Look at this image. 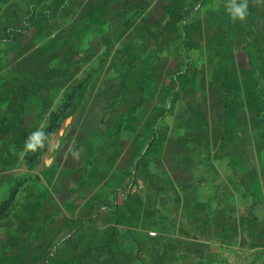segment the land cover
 Masks as SVG:
<instances>
[{"label": "rangeland", "instance_id": "obj_1", "mask_svg": "<svg viewBox=\"0 0 264 264\" xmlns=\"http://www.w3.org/2000/svg\"><path fill=\"white\" fill-rule=\"evenodd\" d=\"M228 3L0 0V264H264V0Z\"/></svg>", "mask_w": 264, "mask_h": 264}, {"label": "crops", "instance_id": "obj_2", "mask_svg": "<svg viewBox=\"0 0 264 264\" xmlns=\"http://www.w3.org/2000/svg\"><path fill=\"white\" fill-rule=\"evenodd\" d=\"M261 12L264 13V9H263V6L261 8ZM252 13L253 11L252 10H248V14L249 15V18L251 19L252 18ZM260 21H261V24H264V16H261L260 18ZM246 20V19H245ZM256 20H258V18L256 17L255 18V23H256ZM252 21V19H251ZM251 21L250 23H248L247 21H245L246 23L245 24H251ZM233 24V23H231ZM235 24V22H234ZM261 76L262 78L264 77V68H261ZM244 86H242L243 88ZM238 87H235L233 88V92L235 93H239L240 91H242L244 89L245 92L247 93H253L255 95V101H257L258 104H261L260 106L262 107L260 111H257L255 114H252L251 117L257 119V128L254 130H252L251 132V135L248 133H246L248 136V139L249 140H256V141H264V84H261L259 86H254V87H250V86H245L243 89H237ZM245 133V132H244Z\"/></svg>", "mask_w": 264, "mask_h": 264}, {"label": "clouds", "instance_id": "obj_3", "mask_svg": "<svg viewBox=\"0 0 264 264\" xmlns=\"http://www.w3.org/2000/svg\"><path fill=\"white\" fill-rule=\"evenodd\" d=\"M248 0H241L240 3H237V0H229L227 5L228 11L233 20L239 18L244 20L248 14ZM29 147H34V145H29Z\"/></svg>", "mask_w": 264, "mask_h": 264}, {"label": "trees", "instance_id": "obj_4", "mask_svg": "<svg viewBox=\"0 0 264 264\" xmlns=\"http://www.w3.org/2000/svg\"><path fill=\"white\" fill-rule=\"evenodd\" d=\"M59 112H53L52 115L54 117L57 116ZM55 124L53 121L49 122L43 129L40 131L39 135L36 137L34 141V146L39 147L45 141V138L51 133L54 129Z\"/></svg>", "mask_w": 264, "mask_h": 264}]
</instances>
